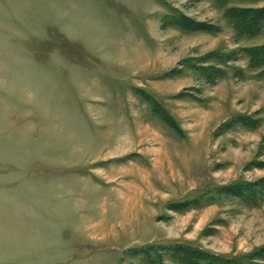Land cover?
Masks as SVG:
<instances>
[{
	"label": "rangeland",
	"instance_id": "obj_1",
	"mask_svg": "<svg viewBox=\"0 0 264 264\" xmlns=\"http://www.w3.org/2000/svg\"><path fill=\"white\" fill-rule=\"evenodd\" d=\"M231 8L264 0H0V264H264V14Z\"/></svg>",
	"mask_w": 264,
	"mask_h": 264
},
{
	"label": "trees",
	"instance_id": "obj_2",
	"mask_svg": "<svg viewBox=\"0 0 264 264\" xmlns=\"http://www.w3.org/2000/svg\"><path fill=\"white\" fill-rule=\"evenodd\" d=\"M232 15H230V18H233V22L235 27L233 28L234 31L237 32L238 35L243 36L247 34L246 32V28L247 26L249 27H255L256 24L258 23V20H261V17L264 18V16L262 14H264V8L261 9H248V8H231L230 9ZM250 13H253L250 15ZM262 15V16H261ZM261 16V17H260ZM259 20V21H260ZM178 25L180 27H183V24L180 22V20H178ZM199 24L195 23V26H198ZM250 29V28H249ZM243 53L246 54V56L250 57L251 60V64H253L256 67H261L264 66V45L260 46V47H251V48H244L243 50H241ZM228 62V61H227ZM252 187V184H245L244 186H235V191L234 193H236L239 197H245L244 195H246L245 193H243L242 190H246V188L248 187ZM259 185V184H258ZM262 186L261 192H264V182L262 181L261 184L259 185V187ZM250 189V188H248ZM242 192V193H241ZM185 250V248H184ZM187 255H184V257H189L191 256V254L193 253H198V251L196 250H189L186 249ZM200 253V252H199ZM198 253V254H199ZM185 254V253H184ZM206 255V254H205ZM205 255H201V257H199L200 260H202V258H204L203 256ZM214 259L213 257L211 258V260ZM223 261V262H222ZM222 261H220V259H214V262H216V264L218 263H222V264H234L233 261H229L228 259H222ZM213 261L209 262V264H215ZM204 263V262H203Z\"/></svg>",
	"mask_w": 264,
	"mask_h": 264
}]
</instances>
